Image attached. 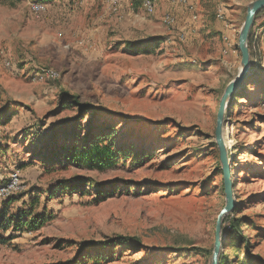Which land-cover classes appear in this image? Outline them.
I'll use <instances>...</instances> for the list:
<instances>
[{
  "label": "rangeland",
  "instance_id": "obj_1",
  "mask_svg": "<svg viewBox=\"0 0 264 264\" xmlns=\"http://www.w3.org/2000/svg\"><path fill=\"white\" fill-rule=\"evenodd\" d=\"M252 1L152 0L150 12L144 0H54L41 13L32 0L0 3V185L17 170L7 212L36 198L29 218L45 217L0 227V264H211L226 202L217 112ZM248 44L252 71L226 109L236 208L222 227L242 223L223 229L225 264H264V14ZM73 99L103 109L95 127L113 128V166L62 157L90 128ZM76 176L93 186L57 188Z\"/></svg>",
  "mask_w": 264,
  "mask_h": 264
},
{
  "label": "trees",
  "instance_id": "obj_2",
  "mask_svg": "<svg viewBox=\"0 0 264 264\" xmlns=\"http://www.w3.org/2000/svg\"><path fill=\"white\" fill-rule=\"evenodd\" d=\"M19 1L21 0H0V3L12 4ZM52 1L54 0H32V2H41V3H50ZM263 14H264V9L257 14L256 19H258ZM70 103H74L77 106L78 112L83 116L88 111H91L90 128H89V132L85 136V143L80 146L78 144V139H77V142H75L72 147L63 151L62 157H66L67 161L77 162L93 169H103L113 166L116 163V160L119 155V152L112 147V143H111V140H113L114 138L113 128L112 126L107 124L101 125L100 126L101 128L95 127V124L98 122V120L96 119L97 113L99 111H103V109L99 107L90 106L89 104H81L75 99H73ZM90 130H92V132H90ZM72 134L73 131L71 132V135ZM89 185L90 187H92L93 183L87 182V180L83 177L76 176L72 178L70 181L60 182L57 188H63L65 190H68L69 192L78 191L81 193H85L86 192L85 189ZM54 191L55 190L52 191L51 195H53ZM95 191L102 195H106L107 193V190H105L104 187H99L95 189ZM16 199H17L16 197L11 196L6 202L4 209H2L0 212V227L2 229L6 230L12 224L16 229H22V227L24 226H27L30 229H35L45 223L44 216H34L32 219L29 218V215L31 214V210L34 207L33 202L36 198L29 203L28 208L20 210L17 213L14 212L13 214L8 213L7 208ZM225 221L226 218L224 219L223 224H225ZM241 223H242L241 219H233L230 221L229 226L223 229L224 231L226 230V232L229 234L232 233L233 235L236 233L241 234ZM4 240L5 238L0 235V242H3ZM98 257H101L100 254H96L95 256H93V259H96ZM222 257L223 259L220 258L219 264H225L223 262L225 261L224 255H222Z\"/></svg>",
  "mask_w": 264,
  "mask_h": 264
},
{
  "label": "water",
  "instance_id": "obj_3",
  "mask_svg": "<svg viewBox=\"0 0 264 264\" xmlns=\"http://www.w3.org/2000/svg\"><path fill=\"white\" fill-rule=\"evenodd\" d=\"M263 9L264 0H254L247 7L245 21L241 27L238 42V47L241 52V66L237 76L227 85L221 97L217 112L215 139L219 149L226 202L224 207L220 210L216 220L215 243L211 264H219L220 262V251L222 247L223 236V221L225 217L236 208V199L234 196V184L231 174L230 157L228 153V147L224 139L226 109L230 99L234 95L237 88L244 82V80L252 71L251 53L248 42L251 35V30L256 22V16Z\"/></svg>",
  "mask_w": 264,
  "mask_h": 264
},
{
  "label": "built area",
  "instance_id": "obj_4",
  "mask_svg": "<svg viewBox=\"0 0 264 264\" xmlns=\"http://www.w3.org/2000/svg\"><path fill=\"white\" fill-rule=\"evenodd\" d=\"M122 0H107L108 4L114 9L117 10L119 3ZM143 5L152 12L154 10V3L152 0H144ZM31 9L34 13H41L45 10V4L41 2H32L31 3ZM220 18L223 17V13L220 12L218 14ZM165 22L168 24H173L174 23V18L170 15L165 16ZM51 76H56V72L50 71L48 73ZM20 185V174L19 172L13 171L10 174V178L8 182L0 185V198H8L10 195L19 187Z\"/></svg>",
  "mask_w": 264,
  "mask_h": 264
},
{
  "label": "bare ground",
  "instance_id": "obj_5",
  "mask_svg": "<svg viewBox=\"0 0 264 264\" xmlns=\"http://www.w3.org/2000/svg\"><path fill=\"white\" fill-rule=\"evenodd\" d=\"M225 129V128H224ZM226 133H225V130H224V139L226 141V137H225ZM226 145H227V142H226ZM228 147V146H227Z\"/></svg>",
  "mask_w": 264,
  "mask_h": 264
}]
</instances>
